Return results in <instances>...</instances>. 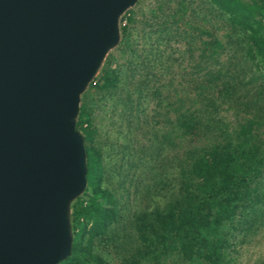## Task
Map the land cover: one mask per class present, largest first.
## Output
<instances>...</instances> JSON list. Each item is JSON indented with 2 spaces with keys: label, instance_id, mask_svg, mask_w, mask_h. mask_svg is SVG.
Wrapping results in <instances>:
<instances>
[{
  "label": "trees",
  "instance_id": "1",
  "mask_svg": "<svg viewBox=\"0 0 264 264\" xmlns=\"http://www.w3.org/2000/svg\"><path fill=\"white\" fill-rule=\"evenodd\" d=\"M148 8L140 52L131 9L124 57L81 96L87 185L69 204L59 264H235L237 245L264 225V0ZM95 104L110 126L119 117L112 142L101 140Z\"/></svg>",
  "mask_w": 264,
  "mask_h": 264
},
{
  "label": "water",
  "instance_id": "2",
  "mask_svg": "<svg viewBox=\"0 0 264 264\" xmlns=\"http://www.w3.org/2000/svg\"><path fill=\"white\" fill-rule=\"evenodd\" d=\"M138 0H0V264H59L87 185L80 94Z\"/></svg>",
  "mask_w": 264,
  "mask_h": 264
},
{
  "label": "rangeland",
  "instance_id": "3",
  "mask_svg": "<svg viewBox=\"0 0 264 264\" xmlns=\"http://www.w3.org/2000/svg\"><path fill=\"white\" fill-rule=\"evenodd\" d=\"M245 1H257V0H245ZM152 4H155V0H138L133 6L127 8L126 10H124L119 15V18L117 21L118 39H117L116 43L113 44L106 51L104 56L102 57V59L99 63L98 69L94 73L92 81L97 77L100 69L103 67V65L105 64V62L107 60L114 58V57H115V59H120L123 56V55H121V53L120 54L118 53L119 48L121 46V40H122L121 27L123 25H125L126 21L124 20V17L128 15V12L131 9H135V11H136V14L134 16L135 23L133 24L136 28V31L131 33L130 46L135 47L136 44H134V40L138 41L139 52H140V50L142 49V47L144 45V42L141 38L142 33H143V25L141 22L144 19L143 15H147L146 18L149 19V12H148L149 8L148 7ZM172 4H174V2H172ZM263 22H264V18H263ZM157 26H158V24L155 23V28ZM203 39L208 40V37H204ZM171 45H172L171 47L173 48L172 50L180 51V52L183 50V47H184L182 42L172 43ZM128 52H129V48H126L125 59L127 58V56L130 55ZM178 55H179V53L175 52L173 54V58H177ZM239 55L240 54H237V58L239 57ZM228 56L229 55L226 54V55H223L221 58L226 59ZM123 62L125 64V61H123ZM113 66L115 67V65H113ZM125 66H127V64H125ZM165 81L166 80H164V82ZM90 83H91V81H90ZM89 85L90 84L87 83V85L85 86V88L83 89V91L80 94L79 108H80V104H81V96L87 91ZM153 106H155V104H153ZM92 108H93V111H92L93 114L92 115H93V118L95 120L94 123L97 126H99V128H101V131H102V133L100 134L101 140L102 141L108 140V141L112 142L114 139H116V137H119L117 135V131H116L117 125L120 124V121L118 120L119 117H115L114 121H116L117 125L113 127V126H110V123H111L110 118L108 116H106V114L102 110V108H99V105L96 106V104H95L94 106H92ZM105 109H106V111L109 110L108 107H106ZM79 111H80V109H79ZM119 142L121 143V141H119ZM74 200H75V198L72 201H74ZM248 239H249V242L247 244L241 245V246L237 245L236 252L233 253L235 264H264V225L255 233V235L253 234Z\"/></svg>",
  "mask_w": 264,
  "mask_h": 264
}]
</instances>
